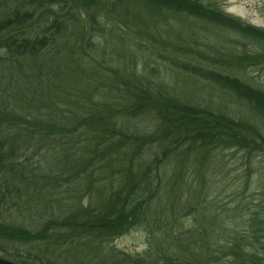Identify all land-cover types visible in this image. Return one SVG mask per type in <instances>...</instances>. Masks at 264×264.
<instances>
[{"label": "trees", "instance_id": "16d2710c", "mask_svg": "<svg viewBox=\"0 0 264 264\" xmlns=\"http://www.w3.org/2000/svg\"><path fill=\"white\" fill-rule=\"evenodd\" d=\"M127 1L0 0L1 253L14 264H34L14 255L22 254L15 249L23 246L30 254H56L69 243L66 254L81 253L84 246L76 244L78 237L96 240L135 222L153 227L160 235L159 254L150 256L155 264H220L221 256L228 258V264H264V220L254 214L249 233L242 231L240 238H235L236 233L234 237L217 234L214 220L196 210L206 198L203 177L187 187L184 196L195 193L194 230L177 231L178 209L171 205V199L182 195L181 168L195 174L194 153L218 144L247 148L255 134L240 121L214 118L160 91L154 93L149 80L116 77L120 72L108 71L105 65L107 48L114 53L117 49L107 42L94 47L91 39L93 33L105 34L99 20L103 13L118 17L122 11L121 18L111 19L113 29L128 27L125 4L145 8L149 17L153 12L189 16L261 44L264 30L205 5V0ZM89 51L97 60L86 59ZM186 67L241 100L253 114L264 116L263 91L235 77ZM144 116H151L155 124L152 132L142 136L130 122ZM51 151L53 159L47 161L44 157ZM29 153L40 157L45 167L34 164ZM170 162H175L177 174L168 177ZM91 180L108 187L105 201L93 210L68 203L53 211L58 204L52 194L59 184ZM109 180L116 182L115 190ZM183 243L184 255L192 260L174 253ZM250 247L254 250L247 254ZM192 249L195 254H188ZM34 257L43 264L41 256Z\"/></svg>", "mask_w": 264, "mask_h": 264}, {"label": "rangeland", "instance_id": "374dc122", "mask_svg": "<svg viewBox=\"0 0 264 264\" xmlns=\"http://www.w3.org/2000/svg\"><path fill=\"white\" fill-rule=\"evenodd\" d=\"M204 4L221 10L243 24L264 30V0H205ZM124 6L129 10L127 23L129 28L121 25L119 29L117 27L119 32L113 29L111 19L121 18L122 11L117 15L118 17H106L104 13H100L103 17L99 18L101 29L107 34H104L105 37L94 33L91 36L94 47L106 46L105 42H107L110 47L118 51L114 53L111 48H107L108 64L105 67L108 71L118 70L120 75L116 77L133 76L140 80H149L153 85L154 93L157 94L160 91L167 97L176 98L185 105L195 107L198 111L208 112L214 118L223 117L233 122L240 121L249 128V132L255 134V140L250 141L251 146L246 145L247 148L242 145L218 144L213 148L205 147L196 155L194 153L191 159L195 161L196 157L195 174L181 168L179 175L182 181L180 185L182 195L181 198L176 196L171 199L172 204L170 203L176 205L178 209L174 215L180 222L176 225L177 231L194 230L195 202H192V197L195 193L184 196L186 188L200 183L199 178L203 177L207 185L206 198L203 205L196 210L203 211L207 219L214 220V224L219 226L216 227L217 234L223 233L234 237L232 234L236 233L235 238H240L242 231L248 232V225L254 214L264 220V116L253 114L241 100L184 70L183 66H187L186 68L197 66L235 77L264 92V44L235 32L205 24L189 16L153 12L149 17L150 13L145 8L126 4ZM145 21L151 22L148 27L144 25ZM88 56L97 60V55L93 52L89 51L86 59H89ZM154 124L151 116L137 117L130 122V125H135L134 127L142 136H145V131L152 132ZM155 148L156 145L149 151ZM29 154L34 164L40 163V166L45 167V162L42 163L40 157ZM47 156L49 158L46 155L44 158L51 161L53 152L51 151ZM174 164L175 162L166 164L168 177L177 174ZM204 172H207L206 175ZM79 182L58 185L55 194H52L58 204L53 206V211H56V207L64 208L65 206L61 204L68 203L69 207L75 203L78 208L93 210L96 203L99 204L101 200L107 199V195L104 194L108 187L105 188L104 183L92 180L89 183ZM107 183L113 189L117 187L114 180H109ZM152 203H156V200L154 199ZM106 210L109 212L111 209ZM248 233H245L246 237ZM84 238L76 239L77 245L84 246V249L80 248L82 254L78 252L66 254L64 250L69 244L67 243L61 248L63 254L59 252V248L56 254H30L31 251L29 252L26 247L19 246L14 252L22 254L14 255H19L22 259L30 260L34 264H39L38 260L37 262L32 260L37 255L41 256L43 264H50L48 260L55 264L63 262L155 264L150 256L159 254L158 248H161L159 233L153 227L148 228L143 223L123 224L117 231L110 232L103 238L97 237L96 240ZM247 241L248 239L244 243ZM184 247V243L175 247L178 252L174 251V253L187 258L184 255L187 254L183 251ZM10 248L13 251L12 247H5V249ZM227 249L228 247L224 248V250ZM247 250V254H250L254 249L250 247ZM188 254H195V250L192 249ZM247 254H244L245 257ZM0 258L12 262L8 254H2L1 251ZM218 262L228 264V258L221 256Z\"/></svg>", "mask_w": 264, "mask_h": 264}, {"label": "water", "instance_id": "95a60500", "mask_svg": "<svg viewBox=\"0 0 264 264\" xmlns=\"http://www.w3.org/2000/svg\"><path fill=\"white\" fill-rule=\"evenodd\" d=\"M0 264H14V263L9 262L7 260H4V259L0 258Z\"/></svg>", "mask_w": 264, "mask_h": 264}]
</instances>
